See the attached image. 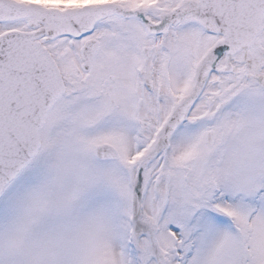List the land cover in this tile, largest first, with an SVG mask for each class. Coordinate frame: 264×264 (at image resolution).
<instances>
[{
    "label": "snow or ice",
    "instance_id": "6c2138e0",
    "mask_svg": "<svg viewBox=\"0 0 264 264\" xmlns=\"http://www.w3.org/2000/svg\"><path fill=\"white\" fill-rule=\"evenodd\" d=\"M0 264H264V0H0Z\"/></svg>",
    "mask_w": 264,
    "mask_h": 264
}]
</instances>
